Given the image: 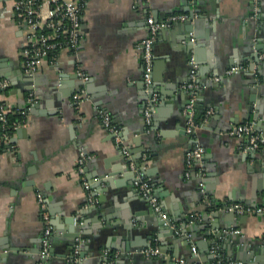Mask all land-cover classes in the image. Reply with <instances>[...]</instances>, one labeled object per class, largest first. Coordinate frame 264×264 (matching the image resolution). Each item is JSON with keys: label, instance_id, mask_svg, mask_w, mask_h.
<instances>
[{"label": "crops", "instance_id": "0c3cea01", "mask_svg": "<svg viewBox=\"0 0 264 264\" xmlns=\"http://www.w3.org/2000/svg\"><path fill=\"white\" fill-rule=\"evenodd\" d=\"M12 3L0 0V77L11 82L2 97L11 110L28 107L31 92L36 99L0 149V264H264V214L228 208L264 204V149L249 155L246 138L230 133L245 122L264 133V0H85L79 46L44 58L33 75ZM174 13L189 17L170 21ZM150 16L166 24L155 34L147 85ZM190 17L198 26L187 38L180 24ZM193 96L198 122L189 131ZM198 147L202 156L189 157ZM72 216L75 232L84 231L75 251ZM215 221L221 228L199 227L198 241L184 231ZM151 246L160 252H142Z\"/></svg>", "mask_w": 264, "mask_h": 264}, {"label": "built area", "instance_id": "2783aa9c", "mask_svg": "<svg viewBox=\"0 0 264 264\" xmlns=\"http://www.w3.org/2000/svg\"><path fill=\"white\" fill-rule=\"evenodd\" d=\"M85 0H13L12 6L14 13L24 28L23 30L27 36V44L24 45L22 49L23 66L27 73L33 75L44 58L49 56H55L57 50L68 45L69 47L76 49L81 41L82 36V19H83V5ZM189 16L187 13H174L169 17L171 20H185ZM151 34L143 40V57L145 62L144 69V80L147 85L152 82V70L154 64V53H153V43L155 41V34L157 31L164 26L165 22L156 21L152 16L148 18ZM194 62V58H192ZM196 63H194V68L191 71L192 82L188 83L189 88H194L195 86V72ZM244 67L242 66H232L228 69V72H235ZM86 77V76H85ZM11 88V82L0 77V126L4 127L8 123V113L10 112V107L7 102L4 101L2 95ZM75 98L79 99L80 94H75ZM36 99V94L31 92L28 97V107L22 109L23 113H26L29 106L34 103ZM195 97L191 98L190 103L187 106L188 114V130L192 131L196 126V121L194 119L195 115ZM147 115H150V111H147ZM103 121L107 127L112 131L117 133V141H121L118 134V129L116 125L112 122L111 115L108 113L102 114ZM22 123L17 122L14 124V128L19 127ZM230 133L237 134L246 138L243 143L245 149H264V133L257 131L253 123L245 122L234 125L230 129ZM11 138V133L9 131L0 132V149L4 144L8 143ZM124 153L127 157L131 156L128 147L124 146ZM203 149L198 147L189 152V157L199 159L202 156ZM84 156V155H82ZM83 163V157L79 158V166L82 170L81 164ZM133 165V164H132ZM137 185L141 189L143 195H145L149 200L155 205L157 209L160 210V205L158 203V198L154 194L150 184L141 176L136 180ZM89 187V184L86 183ZM230 210H235L238 212H247L255 214H264V204L258 206H246L242 203H232L228 207ZM47 220V227L45 229V235L43 238V253H47V249L50 246V235L52 232V226L49 221L48 213L44 214ZM194 248V247H193ZM78 250V248H76ZM144 254L152 255L158 254L160 249L158 246H151L142 250ZM214 264H224L221 260L216 261Z\"/></svg>", "mask_w": 264, "mask_h": 264}, {"label": "water", "instance_id": "95a60500", "mask_svg": "<svg viewBox=\"0 0 264 264\" xmlns=\"http://www.w3.org/2000/svg\"><path fill=\"white\" fill-rule=\"evenodd\" d=\"M195 11H198V9H195ZM181 26H182V28L184 29V32H185V36L187 37V38H192V35H190L191 34V32H193V31H195L196 30V28H197V26H198V22L197 21H195V18H193V17H190L188 20H186L185 22H182L181 24H180ZM190 33V34H189ZM254 47L259 51V50H261L262 48H263V46H262V43L261 42H259V43H255L254 44ZM230 62H233V61H230ZM253 75H255V74H253ZM27 84H31L32 82H33V80H27ZM153 86V84L151 85V87ZM27 89H31V87H27ZM154 89L153 90H151L150 91V95L151 96H153V93H154ZM149 95V96H150ZM153 104V103H152ZM20 108H22V109H24V108H27V104H26V102L23 104V105H20ZM257 109H258V113H257V115H255L256 117H258L259 115H260V109L257 107ZM29 110V109H28ZM18 131H24V128H19L18 129ZM144 150V149H143ZM256 150L257 149H247V153L250 155L251 153H256ZM262 192V191H261ZM262 195V194H261ZM233 213V212H232ZM218 215L219 214H217L216 215V217H218ZM231 216H226V222H224V224H225V227H229L230 225H229V223L230 224H232V221L229 219ZM241 217V216H240ZM186 218V217H185ZM76 220H77V218L75 217V216H72L71 217V219H69V221H71V223H74V227H72L71 226V232H70V234H69V236L70 237H72L71 238V240H72V250L73 251H75V249L77 248V240L79 239V238H81V236H82V232H84V231H82L81 230V227L80 226H78V230H77V232H75V229H76V226H75V223H76ZM169 219L167 218V219H165L164 220V222L165 221H168ZM199 227H201V231L203 232V231H205V233H209V228H211V227H213L214 229H218V228H221V226L219 225V224H217V222L215 221L213 224H211V225H209L208 223H201L199 226H198V224L197 225H187V224H185V229H184V231L186 232V233H189V232H194V234H193V237L195 238V240H199L200 239V237L202 236V232H199ZM223 234V232L222 231H219V232H217V233H215V236L216 237H219L220 235H222ZM191 241H189V243H190ZM211 243H214V240H212L211 241ZM134 247H132V249H133ZM52 253V252H51ZM79 255H81V256H83L84 255V252L83 251H80L79 252ZM99 259V258H98ZM101 261H102V259H100ZM95 262H96V260H94Z\"/></svg>", "mask_w": 264, "mask_h": 264}, {"label": "trees", "instance_id": "16d2710c", "mask_svg": "<svg viewBox=\"0 0 264 264\" xmlns=\"http://www.w3.org/2000/svg\"><path fill=\"white\" fill-rule=\"evenodd\" d=\"M27 114H28L27 112L23 113L22 110L13 108L8 113V123L4 127L0 126V132L2 130L3 131L5 130V131H9L11 134H13L15 131L14 124L17 122H21V123L25 122ZM195 121H196V123L198 122L196 110H195Z\"/></svg>", "mask_w": 264, "mask_h": 264}]
</instances>
